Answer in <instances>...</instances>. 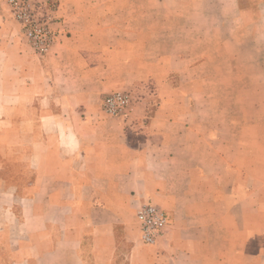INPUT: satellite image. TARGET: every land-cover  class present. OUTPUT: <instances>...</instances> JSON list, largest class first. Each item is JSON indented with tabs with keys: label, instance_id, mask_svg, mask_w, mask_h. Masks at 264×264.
<instances>
[{
	"label": "crops",
	"instance_id": "obj_1",
	"mask_svg": "<svg viewBox=\"0 0 264 264\" xmlns=\"http://www.w3.org/2000/svg\"><path fill=\"white\" fill-rule=\"evenodd\" d=\"M7 1L0 264H264V0L205 27L204 0H28L54 19L42 56ZM115 91L123 117L101 107ZM146 203L169 219L153 245Z\"/></svg>",
	"mask_w": 264,
	"mask_h": 264
},
{
	"label": "built area",
	"instance_id": "obj_2",
	"mask_svg": "<svg viewBox=\"0 0 264 264\" xmlns=\"http://www.w3.org/2000/svg\"><path fill=\"white\" fill-rule=\"evenodd\" d=\"M7 5L13 20L19 26L21 40L37 55L46 54L55 38L52 15L44 7L28 0H8ZM130 101L127 92L115 91L103 97L101 107L111 117H123ZM135 219L140 241L146 245L155 244L169 225L166 212L151 203L142 204L135 213Z\"/></svg>",
	"mask_w": 264,
	"mask_h": 264
},
{
	"label": "rangeland",
	"instance_id": "obj_3",
	"mask_svg": "<svg viewBox=\"0 0 264 264\" xmlns=\"http://www.w3.org/2000/svg\"><path fill=\"white\" fill-rule=\"evenodd\" d=\"M193 1V0H192ZM212 4H215V5H217L218 6V8H217V10H218V16L216 15V13H215V18L217 19V20H219V18L218 17H222L223 15H225L226 14V6L222 3V1L221 0H213V1H211V0H204V2H203V8H204V12H207L206 13V17H204V23H203V25H204V27L205 26H207V25H209L208 24V22H206V19L208 20V15H209V10L211 9V5ZM237 15H238V12L235 10L234 11V15L233 16H231L230 17V11L229 12H227V18H226V24L227 25H230V26H233V27H240V26H242V24H243V20H241V19H239L238 17H237ZM12 18V17H11ZM13 19V18H12ZM222 20H224L225 21V19H222ZM246 20H253V19H246ZM189 23V22H188ZM193 23V22H192ZM225 24V23H224ZM225 24V25H226ZM19 31V30H18ZM18 36H20V33L18 32ZM123 92H127L129 95H130V98H131V101H132V96H131V93L130 92H128V91H123ZM131 101H130V103H131ZM129 106H130V104H129ZM129 108V107H128ZM128 110V109H127ZM127 113V112H126Z\"/></svg>",
	"mask_w": 264,
	"mask_h": 264
}]
</instances>
